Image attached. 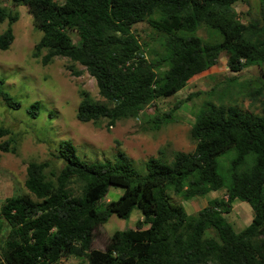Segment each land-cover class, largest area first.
Masks as SVG:
<instances>
[{
	"label": "trees",
	"instance_id": "obj_1",
	"mask_svg": "<svg viewBox=\"0 0 264 264\" xmlns=\"http://www.w3.org/2000/svg\"><path fill=\"white\" fill-rule=\"evenodd\" d=\"M9 1L24 6L41 32L33 57L42 65L68 58L94 78L102 100L80 89L75 117L83 123L105 120L113 126L142 116L150 128L158 129L190 96L167 112L154 109L145 116L144 108L176 94L193 76L214 66L221 53L227 54L232 72L264 65L263 29L256 22L241 23L232 8L242 0ZM259 1L264 19V0ZM17 19L16 11L0 7V23L7 21L0 33L1 51L13 42ZM141 22L162 36L160 51L152 53L139 42L133 27ZM200 24L215 31L219 40L199 37ZM69 31L76 33L77 42ZM3 83L0 78L2 102L19 109L20 101ZM262 93L264 80L255 91ZM41 107L34 101L26 112L36 118ZM260 107L253 114L235 104L204 101L189 131L193 150L172 151L170 157L159 150L143 163V172L122 151L86 160L71 141H60L57 157L63 165L55 171L47 161H28V193L7 197L0 206V219L8 227L0 264H58L64 257H84L86 264H264V99ZM228 151L234 155L227 182L218 172V158ZM0 152L18 153L17 138L4 126ZM113 186L121 193L103 203ZM223 188L224 197L209 199L192 215L171 199V194L188 200ZM236 199L253 212L238 232L225 218ZM133 210L141 214L134 228L115 230L103 249L92 248L112 214L125 220Z\"/></svg>",
	"mask_w": 264,
	"mask_h": 264
},
{
	"label": "rangeland",
	"instance_id": "obj_2",
	"mask_svg": "<svg viewBox=\"0 0 264 264\" xmlns=\"http://www.w3.org/2000/svg\"><path fill=\"white\" fill-rule=\"evenodd\" d=\"M0 7L18 13V19L12 25L13 42L7 50H0V78L4 80L3 89L20 101V108L13 110L6 107L0 98V126L8 128L18 142L17 154L0 152V206L7 197L28 193L24 186L28 161H47L55 171L63 165L57 157V146L62 140L71 141L78 154L86 160L110 158L117 151H122L143 172V163L150 157L158 156L159 150L169 157L172 151L193 150L194 142L190 139L189 131L204 101L235 104L241 110L253 114L261 112L260 102L264 94L256 95L255 91L264 80V65H250L239 72H232L226 66L227 54L221 53L214 66L193 76L176 94L156 99L144 108L145 116L152 114L154 109L167 112L176 101L190 96L188 101L174 110L173 119L158 129L150 128L142 116L119 120L113 126H108L105 120L80 122L75 117L80 89L86 90L94 100H102L94 78L83 66L65 57H56L51 63L42 65L39 57L32 56L41 32L34 27L26 8L14 7L9 0H0ZM232 8L241 23L256 22L263 29L260 38H264V19L259 0L237 1ZM6 26V20L0 23V33ZM133 30L145 49H152V53L161 50L162 36L148 22L134 25ZM68 34L77 42L75 32L69 31ZM196 34L204 40H219L217 33L204 24L199 25ZM68 66L81 74L72 75ZM34 101H40L42 107L38 116L31 118L26 108ZM233 155V151H228L218 158V172L227 182ZM120 193L119 187H110L103 203L115 199ZM224 196L223 188L188 200L171 194V199L192 215L204 207L209 199ZM252 215L251 207L236 199L225 218L238 232L250 223ZM138 219H141L138 210H133L125 220L112 214L96 233L92 248L103 249L106 238L113 231L134 228ZM0 220L3 224L1 247L8 227L4 219ZM58 264H86V260L84 257H64Z\"/></svg>",
	"mask_w": 264,
	"mask_h": 264
}]
</instances>
